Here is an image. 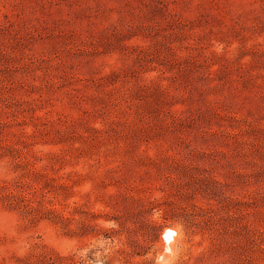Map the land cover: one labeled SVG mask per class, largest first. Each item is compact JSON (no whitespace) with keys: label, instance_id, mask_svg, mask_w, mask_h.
<instances>
[{"label":"rangeland","instance_id":"374dc122","mask_svg":"<svg viewBox=\"0 0 264 264\" xmlns=\"http://www.w3.org/2000/svg\"><path fill=\"white\" fill-rule=\"evenodd\" d=\"M168 227L264 264V0H0V264H153Z\"/></svg>","mask_w":264,"mask_h":264},{"label":"clouds","instance_id":"9594fccd","mask_svg":"<svg viewBox=\"0 0 264 264\" xmlns=\"http://www.w3.org/2000/svg\"><path fill=\"white\" fill-rule=\"evenodd\" d=\"M180 233L175 227L164 228L160 234V239L163 241V249L157 253L153 264H175L177 258L178 248L176 246L177 238ZM167 236V239L165 237ZM104 241L96 242L90 245L89 248L80 250L76 253L80 264H105V260L100 251L93 253L92 257L89 258V252L92 248H104ZM105 251H107L105 249Z\"/></svg>","mask_w":264,"mask_h":264},{"label":"bare ground","instance_id":"6f19581e","mask_svg":"<svg viewBox=\"0 0 264 264\" xmlns=\"http://www.w3.org/2000/svg\"><path fill=\"white\" fill-rule=\"evenodd\" d=\"M165 239H167V236L165 237ZM163 242V241H162Z\"/></svg>","mask_w":264,"mask_h":264}]
</instances>
